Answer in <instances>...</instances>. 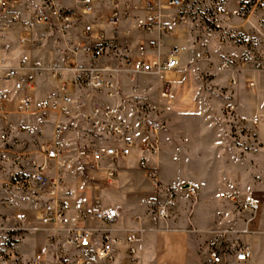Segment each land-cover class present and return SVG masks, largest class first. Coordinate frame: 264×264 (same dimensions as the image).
<instances>
[{
  "label": "built area",
  "instance_id": "obj_1",
  "mask_svg": "<svg viewBox=\"0 0 264 264\" xmlns=\"http://www.w3.org/2000/svg\"><path fill=\"white\" fill-rule=\"evenodd\" d=\"M190 49L195 61L229 74L232 86L240 71L262 72L264 0H0V264H20L5 239L37 233L46 236L45 264H118L123 253L120 264H140L136 239L116 235L117 209L85 205L74 180L89 170L116 179L137 145L118 103L122 81L133 84L137 109L146 105L141 79L171 100L175 81L167 75L184 68ZM225 109L234 113L230 104ZM147 125L156 134L158 125ZM141 169L158 191L157 169L146 161ZM175 198L170 190L163 200L147 199L150 221H167ZM231 199L253 215L259 210L253 196ZM234 257L248 262L250 247ZM205 264H228L226 254L214 249Z\"/></svg>",
  "mask_w": 264,
  "mask_h": 264
},
{
  "label": "rangeland",
  "instance_id": "obj_2",
  "mask_svg": "<svg viewBox=\"0 0 264 264\" xmlns=\"http://www.w3.org/2000/svg\"><path fill=\"white\" fill-rule=\"evenodd\" d=\"M248 24L240 23L243 27ZM187 54L183 70L192 78V86L185 89L181 84L176 83L173 87V98L164 100L160 96L158 84L155 81L146 82L141 79L136 84L139 85L138 93L146 105L144 109H137L135 98H131L134 97L131 91L133 84L129 80H123L118 103L124 104L129 118L139 125L137 133L141 151H144L142 143L149 121L158 125V134L164 128L162 125L173 130L174 135L177 136L172 138L169 145L172 146L171 148H176L181 155H189L191 162L186 163L185 169L190 176H198L197 172L201 174L199 155L201 156L203 149L211 151L212 155L214 151L217 152L216 160H206L211 163L213 172L215 170L217 172L216 179L213 178L218 183L217 191L208 192V187V190L203 192L205 198L201 208L198 207L201 194L196 187L185 188L188 182H182L178 186L161 182V187L158 191L155 190V195L163 200L168 191L175 193L176 198L170 208L169 220L183 214L188 220V226L195 231L192 254L194 264H205L209 253L214 249L226 254L228 264H244L235 261V253L245 246L250 247L246 238L248 229L253 236L251 231H258L261 225H264V148L255 138L253 125H243L238 116L226 111L227 96L224 86L213 83L211 79L212 71L224 73L200 61L189 62L188 58L193 54V50L190 49ZM199 120L206 121L208 125L197 126ZM210 125L212 127H209ZM187 131L193 132L191 138ZM75 136L81 144H87L88 137L81 131ZM156 139L159 141L158 136ZM161 140L158 147L159 153L161 144L164 142L163 139ZM164 148H168V143H164ZM152 152V154L156 153L155 150ZM240 153L244 155L247 153L249 160H242L239 157ZM140 163H138V169L141 170ZM246 163L249 166L248 170L245 168ZM84 179L90 188L79 190L77 195L88 206L97 208L104 204L114 206L116 196L128 194L127 186L130 183L124 182L123 186L117 183L110 184L99 171H92L91 175L85 173ZM202 179L206 180L205 176ZM191 191H195V195L191 194ZM233 195L239 199L247 196L259 199L261 205L259 213L253 215L240 202L232 201ZM196 206L199 209L197 215L194 214ZM145 213L148 217L147 209ZM194 218L197 220L196 224L193 221ZM148 219L150 220L149 217ZM46 242V236L37 233L20 241L5 239L4 245L6 248L14 249L16 256L20 258V264L36 260L43 261L41 263L45 264L44 260L48 257L45 249ZM140 264H142L141 259Z\"/></svg>",
  "mask_w": 264,
  "mask_h": 264
},
{
  "label": "crops",
  "instance_id": "obj_3",
  "mask_svg": "<svg viewBox=\"0 0 264 264\" xmlns=\"http://www.w3.org/2000/svg\"><path fill=\"white\" fill-rule=\"evenodd\" d=\"M19 36V28L14 27L11 38L16 52L21 51L18 43ZM49 50L59 52L60 49L58 46L52 45ZM187 55L188 54L186 53L184 61L186 60ZM190 56L188 58L189 62L195 61L194 55L191 54ZM212 72L211 77L213 78L211 79L213 83L216 82L218 85L222 87L224 86L225 94L227 96L226 105L230 104L233 106L235 116H238L243 125H253L255 138L264 148V70L262 72H252L250 70L240 71L236 75L237 84L235 86H232L229 83V74H220L215 71ZM167 76L174 80L175 84H181L185 89L193 85L192 78L187 75L183 69L177 73L168 74ZM41 87L50 88L51 86L50 84H42ZM253 120H257V124H254ZM132 123L135 126L137 135L136 148L127 160L120 163L118 175L116 179L110 183H117V185L120 186H123L124 182L130 183V185L127 186L128 194L116 196L115 205L110 206L117 209L120 217L116 235L123 240L129 236L136 239L138 253L142 264H194L192 254L194 250L193 234H195V231L191 226H188V220L183 214L181 216L177 215L173 220L168 219L167 221L157 224L148 219L145 213V201L155 196V188L150 181L146 179V173L142 169H138V163L146 161L151 167L157 169L159 178L164 184L178 186L182 182H188L190 189L196 187L198 193L201 194V201L198 205V207L201 208L203 206L201 203L205 198L203 192L207 191L208 187V192L217 191L218 183L213 180V178L216 179L217 172L216 170L213 172L210 167L211 163L206 162V160H216L217 152L214 151L212 155L211 151L203 149V153L201 156L199 155V159L201 160L199 164L201 174L197 172L199 174L198 176H190L185 169L186 163L191 162L190 157H188L189 155H181L176 148H171L172 146L169 145L170 141L173 140L172 138H176L177 136L174 135L175 133L171 128L162 125L164 128H162L159 134L158 127L156 134L147 130L142 143L144 146V149L142 150L144 151H141L139 149L140 138L137 133V126L139 125L134 121H132ZM201 124L208 125L206 121H197V126ZM209 127L212 126L210 125ZM187 132L191 138L193 132ZM157 136L159 137V141L156 139ZM161 139H163L164 142L161 144V152L159 153L158 147L160 141H162ZM165 142L168 143L167 149L164 148ZM149 143H152L155 146L156 153L152 154L153 150L148 149ZM158 153L159 155H157ZM240 154L239 157L242 160H249L247 153H245V155L243 153ZM209 156L211 157L207 159ZM241 165L243 170L244 164L242 163ZM245 166L246 170H248V163H246ZM92 171H99L101 175L106 177L104 170H89L88 174L91 175ZM204 176L206 180L202 179ZM144 178L146 180H144ZM207 181H209V183H206ZM74 186L75 196L79 199L81 198L78 197L77 192L79 190H85V188H90L87 185V182H85V179L81 178L74 180ZM256 200L259 203V210L257 212L259 213L261 205L259 199ZM82 201L84 202V200ZM85 205L87 204L85 203ZM104 206L108 207L109 205L104 204ZM196 207L194 209L195 215H197L199 211L198 207L197 209ZM193 221L196 224V218H194ZM251 232L253 233V236L250 235L251 233L248 229V235H246V238L250 244L252 257L246 263L264 264V225H261L260 230ZM124 249L125 248L123 247V250ZM124 257L125 255L123 253L122 260ZM120 261L118 264H120Z\"/></svg>",
  "mask_w": 264,
  "mask_h": 264
},
{
  "label": "water",
  "instance_id": "obj_4",
  "mask_svg": "<svg viewBox=\"0 0 264 264\" xmlns=\"http://www.w3.org/2000/svg\"><path fill=\"white\" fill-rule=\"evenodd\" d=\"M185 188H190V185H189V184H187V185L185 186Z\"/></svg>",
  "mask_w": 264,
  "mask_h": 264
}]
</instances>
